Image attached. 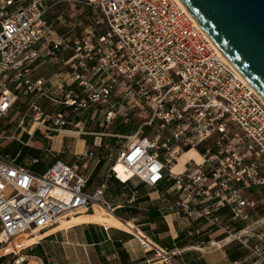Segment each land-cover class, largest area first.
I'll return each instance as SVG.
<instances>
[{
    "label": "built area",
    "instance_id": "2783aa9c",
    "mask_svg": "<svg viewBox=\"0 0 264 264\" xmlns=\"http://www.w3.org/2000/svg\"><path fill=\"white\" fill-rule=\"evenodd\" d=\"M76 17L89 21L81 31L70 23ZM40 60L64 70L36 76ZM96 104L105 106L99 118ZM11 113L18 117L7 138L24 146L36 132L93 135L86 122L104 129L116 118L139 119L126 145L124 133H99L116 139L107 177L158 192L172 180L160 193L163 210L204 220L249 250L251 264H264V101L180 0H0V120ZM191 150L196 156L175 170ZM77 169L56 160L33 172L0 151V241L35 235L93 205L110 213L105 187L87 190ZM136 235L158 264H174L171 252Z\"/></svg>",
    "mask_w": 264,
    "mask_h": 264
},
{
    "label": "crops",
    "instance_id": "0c3cea01",
    "mask_svg": "<svg viewBox=\"0 0 264 264\" xmlns=\"http://www.w3.org/2000/svg\"><path fill=\"white\" fill-rule=\"evenodd\" d=\"M93 132V135H81L62 130L60 138V133L50 135L49 139L58 138L57 149L31 143L28 146L40 150L42 155L44 151L52 152L65 163L76 165L87 180V190L104 186V195L112 204V211L109 213L102 206L93 205L75 216H63L55 225L38 232L39 236L26 234V244L0 241V264H158L157 252L142 249L136 234L171 252L174 264H251L249 250L237 242H227L224 234L204 220L192 221L163 210L164 198L160 193L171 186L172 180L163 181L158 192L137 180L125 185L107 177L115 157L116 139L101 136L95 129ZM84 136L91 137L88 143L93 145L100 137V145L88 148ZM64 141L68 142L65 146ZM13 142L22 145L16 140ZM106 142L113 146L112 150L103 148ZM90 150L95 153L93 157H85L83 153ZM42 155L39 159L44 161ZM33 160L25 157L24 165L31 167ZM183 164L184 161L179 163L175 170H182ZM135 193L136 201L129 202ZM150 210L153 211L151 216ZM228 211V207L221 210L224 219ZM212 241L216 245L208 246ZM9 245L11 249L7 250Z\"/></svg>",
    "mask_w": 264,
    "mask_h": 264
},
{
    "label": "water",
    "instance_id": "95a60500",
    "mask_svg": "<svg viewBox=\"0 0 264 264\" xmlns=\"http://www.w3.org/2000/svg\"><path fill=\"white\" fill-rule=\"evenodd\" d=\"M264 101V0H180Z\"/></svg>",
    "mask_w": 264,
    "mask_h": 264
},
{
    "label": "rangeland",
    "instance_id": "374dc122",
    "mask_svg": "<svg viewBox=\"0 0 264 264\" xmlns=\"http://www.w3.org/2000/svg\"><path fill=\"white\" fill-rule=\"evenodd\" d=\"M71 8L68 9V11L70 10ZM74 11H76V14H86V10H84L83 8H74ZM73 12V10H72ZM78 17L74 18V19H71V25H74L75 24V28L74 30L75 31H81V26L85 24V22H89V21H84V20H79L77 19ZM68 22V20H67ZM63 29L64 31L66 30L65 28L63 27H60V30ZM83 32L82 33H86L88 31V28L82 30ZM64 69L61 68V67H49L47 65V63L44 61V60H40L36 65H35V69H34V75L36 76H39V75H44L46 77H54V75L56 74H59L60 72H62ZM41 103H44L42 100H40ZM19 102V108L23 105V103L25 102V96H22L20 98V100L18 101ZM103 109H105V106L102 105V104H96L94 107H93V110L96 111L95 113V117H100L102 112H103ZM86 113H81V111L79 112V118L84 120V115ZM18 117V113H11L9 114L8 116H5L2 118L1 120V125L2 126H8L9 124L12 123L13 126L16 125V122L15 120L17 119ZM86 126L89 127L90 129H95L99 132H104V131H107V132H113V133H124V138L122 140V146L123 145H126L127 143H129L130 141H133L137 136L134 135V132L136 130V127L137 125L140 123V120L139 119H135V118H128L127 120H122V119H114L113 120V123L111 125H109L107 128H99L97 127L96 123L94 124L92 121L90 122H86ZM12 132H8L6 136H4L5 138L11 136ZM62 136V133L59 134V138ZM77 136V135H75ZM81 136V135H80ZM29 136H26L24 135L22 137V141L25 142L26 140H28ZM88 139H92L91 137H87ZM10 140L9 138L7 139H1L0 142L3 144L5 143L6 141ZM58 138H54V139H47L45 138V136L39 132H36L33 134L32 137H30V139L28 140L32 146H43L44 145V148L46 147H52V148H55L57 149V146H58ZM66 140V139H65ZM71 140V139H69ZM50 141V145L47 146V142ZM100 141H101V138L100 137H97L96 141H95V145H93V143H88L87 144V147H91L92 149H94L93 147L97 146V145H100ZM68 142L67 141H64V146L67 144ZM78 147H81L80 144ZM1 148V147H0ZM74 148V146H73ZM32 150H35V149H32ZM36 151V150H35ZM41 152V151H40ZM44 154L42 155L44 157V161L46 163L50 162L53 160L54 156L52 155V152H47V151H44L43 152ZM55 154V153H53ZM69 155V154H68ZM68 155H66V157H68ZM40 233H37L36 236H39ZM28 236L26 234H20L16 237H13L10 241H13L15 242L16 244H26L27 242H25L26 238ZM8 242L11 243V242ZM11 249V245L8 246V249L7 250H10ZM20 258V257H19Z\"/></svg>",
    "mask_w": 264,
    "mask_h": 264
},
{
    "label": "trees",
    "instance_id": "16d2710c",
    "mask_svg": "<svg viewBox=\"0 0 264 264\" xmlns=\"http://www.w3.org/2000/svg\"><path fill=\"white\" fill-rule=\"evenodd\" d=\"M23 110V107L20 108L19 111ZM2 120V119H1ZM0 120V136L4 137L7 135L8 132H14L15 126L9 124L8 126H2ZM24 135L28 136L26 133H21V137ZM86 139V142L88 143V138L86 136L83 137ZM1 139H7V138H1ZM0 139V140H1ZM112 140V139H111ZM114 141V140H112ZM0 151L9 153L12 157L15 158L16 163L18 165H24V158L27 157L28 159H36L37 161L29 167V169L33 172H41L44 171L46 168H48L52 163H54L56 160H61L60 157L55 156L52 161L46 163L45 161H41L39 157L42 155L40 150H32L30 146H24V145H18L13 140H8L5 143L0 142ZM152 210L149 211V214L151 216ZM35 255L40 256V253H36Z\"/></svg>",
    "mask_w": 264,
    "mask_h": 264
},
{
    "label": "bare ground",
    "instance_id": "6f19581e",
    "mask_svg": "<svg viewBox=\"0 0 264 264\" xmlns=\"http://www.w3.org/2000/svg\"><path fill=\"white\" fill-rule=\"evenodd\" d=\"M192 156H196V154H195V152H194L193 150L189 151L188 153H184V154H182V155L180 156V158H179V162H178V164L181 163L182 161H185L186 159H188L189 157H192ZM178 164L175 165L174 169L176 168V166H177ZM117 169L121 170V169H122V165L119 164V165L117 166Z\"/></svg>",
    "mask_w": 264,
    "mask_h": 264
}]
</instances>
